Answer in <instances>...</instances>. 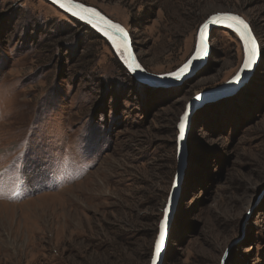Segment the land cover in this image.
I'll use <instances>...</instances> for the list:
<instances>
[{"label": "rangeland", "instance_id": "rangeland-1", "mask_svg": "<svg viewBox=\"0 0 264 264\" xmlns=\"http://www.w3.org/2000/svg\"><path fill=\"white\" fill-rule=\"evenodd\" d=\"M76 1L123 25L157 74L189 62L210 15L251 24L250 81L193 115L163 264H264V0ZM73 19L47 0H0V264H151L187 103L233 79L244 48L215 29L195 75L151 87Z\"/></svg>", "mask_w": 264, "mask_h": 264}, {"label": "water", "instance_id": "water-1", "mask_svg": "<svg viewBox=\"0 0 264 264\" xmlns=\"http://www.w3.org/2000/svg\"><path fill=\"white\" fill-rule=\"evenodd\" d=\"M47 1H49L53 5H55L58 8H60L58 4L53 2V0H47ZM75 2L76 3H80V2H78L76 0H75ZM80 4H82V3H80ZM85 6L86 7H91V6H87V5H85ZM91 8H93V7H91ZM60 9L62 11H64L65 13L69 14L71 17H73L75 19H78L79 21L90 25L92 28H94L97 32H99L105 39H107L110 42V40L104 35V33L102 31L99 30V28L94 27L92 24H89L85 20H81L78 17L71 15L69 12L65 11L62 8H60ZM94 9H96V8H94ZM97 11L100 13L101 16L105 17L106 19L111 20L113 23L120 24L118 22L113 21L112 19H110L108 16H106L105 14L100 12L99 10H97ZM222 13H230V14L238 15V14L231 13V12H222ZM222 13H216V14H222ZM216 14L210 15L204 22H206L211 16L216 15ZM238 16L241 17L245 22H247V24L249 25V27L251 29L252 35L256 38L257 45H258V55H257L256 61L254 62V64H253L251 69L245 70L243 68V66H242L240 72L233 79H231L228 82H226L224 84H221L219 86H216V87H213V88H209L208 90L203 91L202 93L196 95L193 99H191L187 103V106H186V109H185V113L183 115V116H187L188 117L187 120H189V121H190V119L192 120L193 115L201 107H203L204 105H206L208 103L215 102V101L220 100V99L228 98V97L234 95L235 93H237L242 87H244L250 81L251 77L255 73L256 68L258 67V65L260 63V60H261V57H262L261 56L262 55V51H261V47H260V44L258 42V39H257V37H256V35H255L254 31H253V28H252L251 24L244 17H242L240 15H238ZM201 25H200V27H201ZM121 26L128 33V44H129V47H130L131 51L133 52L136 61L138 62L137 54H136L137 51H136V49L134 47V43H133V39H132L131 33L123 25H121ZM200 27H199V29H200ZM221 27L228 28L226 25H210L209 31L207 33V44H208L207 54L205 56H203L202 58H200V59L193 60L192 67H191L190 71H188L186 74H184L182 79H180V80L171 79V78H165V77L168 76V74H157V73H153L151 71H148L139 62L138 63L140 64V67L143 69L142 71L141 70H137V71L133 72V71H131V70H129L127 68L126 64H124V63L123 64L128 69V71L131 73V75H133L135 77L136 80H138L139 82H141V83H143L145 85H148V86H151V87H163V88L172 87V86H179L182 83H184L187 79H189L193 75H195L206 64V62L208 61V59H209V57H210V55L212 53V46L210 44V40L212 38V33H213V31L215 29H218V28H221ZM228 29L233 31L230 28H228ZM234 33H236V32H234ZM198 35H199V30H198ZM197 41H198V38H197ZM241 42H242V45H243V41L242 40H241ZM243 48H244V46H243ZM115 51L117 53L116 49H115ZM245 60H246V56H245L244 62H245ZM121 61H122V59H121ZM243 65H244V63H243ZM169 74H171V73H169ZM191 124H192V121H191ZM189 125H190V123H189ZM178 129H179V125H178ZM188 131H189V127H188L187 124H185L184 138L182 140L180 139V132H179V135H178V140H177V170H176V174H175V178H174V183H173V186H172V189L170 191V194H169V197H168V200H167V204H166V208L168 209V212H167L168 224H167V227H166L165 240H164V243L162 245L160 255L158 257H156L155 256V246H156V244H157V242L159 240V233H158V237H157V239L155 241V245H154V249H153V257H152L151 264H153V260L154 259H155V264H163V262H164V256H165L164 254H165V251H166L165 249L167 247L166 245L168 243V238H169V234H170V231H171V224H172V221H173V218H174L173 216L175 215L174 208L179 202V198H180V195H181V189H182L183 175H184L186 164H187L188 150H187V147L184 145L183 146V150L184 151L183 150L181 151L180 142H183L184 140L187 142L188 135H189ZM176 209H177V206H176ZM164 217H165V211H164V215H163L162 221L164 220ZM161 222H160V225H161ZM160 225H159V232H160Z\"/></svg>", "mask_w": 264, "mask_h": 264}, {"label": "snow or ice", "instance_id": "snow-or-ice-1", "mask_svg": "<svg viewBox=\"0 0 264 264\" xmlns=\"http://www.w3.org/2000/svg\"><path fill=\"white\" fill-rule=\"evenodd\" d=\"M53 2L58 4L60 8L69 12L71 15L76 16L81 20H85L94 27L99 28V30L102 31L104 35L112 42V45L121 55L129 70L133 72L137 70H143L140 67V64L136 61L135 56L129 47L128 33L120 24L113 23L111 20L101 16L96 9L76 3L75 0H53ZM210 25H226L239 35L240 39L243 41L244 52L246 56L243 68L245 70L252 68L258 55V45L256 38L252 35L249 25L238 15L222 13L211 16L201 25L199 29L197 47L193 57L188 63H185L177 71L168 74V76L165 78L176 80L182 79L183 75L190 71L193 60L200 59L207 54V33L209 31ZM187 119L188 117L184 116L181 118L179 123L181 140L184 138L185 121ZM167 212L168 209L166 208L164 220L160 225L159 240L155 246L156 257L160 255L161 248L165 240L166 227L168 224ZM153 264H155V259L153 260Z\"/></svg>", "mask_w": 264, "mask_h": 264}, {"label": "bare ground", "instance_id": "bare-ground-1", "mask_svg": "<svg viewBox=\"0 0 264 264\" xmlns=\"http://www.w3.org/2000/svg\"><path fill=\"white\" fill-rule=\"evenodd\" d=\"M60 9V8H59ZM219 13H222V12H219ZM216 14V13H215ZM86 24V23H85ZM88 25V24H87ZM90 26V25H89ZM111 42V41H110ZM112 43V42H111ZM115 48V47H114ZM118 53V52H117ZM118 55L120 56V58L122 59V64L124 63V61H123V58L121 57V55L118 53ZM137 59H138V57H137ZM138 62H139V59H138ZM140 63V62H139ZM125 64V63H124ZM123 64V65H124ZM125 67V66H124ZM184 117V116H183ZM191 119H190V121L189 120H186L185 121V124H187L188 125V127H189V131H188V133L190 132V128H191ZM189 123H190V125H189ZM186 146L187 147V142L184 140L183 142H180V149H181V151L183 150V146ZM188 150V149H187ZM184 151V150H183ZM177 206V205H176ZM176 206H175V208H174V213H175V211H176ZM174 217V216H173ZM167 247H166V249L168 248V243H167V245H166ZM165 249V250H166ZM165 255V254H164Z\"/></svg>", "mask_w": 264, "mask_h": 264}, {"label": "trees", "instance_id": "trees-1", "mask_svg": "<svg viewBox=\"0 0 264 264\" xmlns=\"http://www.w3.org/2000/svg\"><path fill=\"white\" fill-rule=\"evenodd\" d=\"M75 22H77V23H81L82 25H84V26H86V27H88V28H90L89 27V25H87V24H85V23H83V22H81V21H79L78 19H73ZM122 64V63H121ZM123 65V64H122ZM124 66V65H123ZM129 73V75H130V77H131V74H130V72H128Z\"/></svg>", "mask_w": 264, "mask_h": 264}]
</instances>
